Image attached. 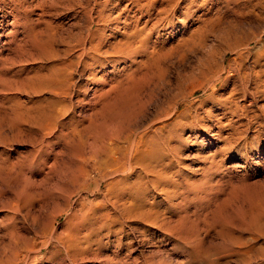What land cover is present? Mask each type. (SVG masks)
<instances>
[{
	"label": "rangeland",
	"instance_id": "1",
	"mask_svg": "<svg viewBox=\"0 0 264 264\" xmlns=\"http://www.w3.org/2000/svg\"><path fill=\"white\" fill-rule=\"evenodd\" d=\"M176 1L174 15L177 20L187 15V23L183 26L179 21L163 52L145 60L156 62L138 74L128 75L119 84H89L85 97L82 92L73 96L59 94L62 81L68 77L73 88L75 83L85 86L90 74L77 64L75 69L64 72L62 63L71 59L78 63L80 52L74 42L78 53L73 55L75 58L66 59L67 46L60 38L81 32L86 35L89 18L95 21L93 31L103 28L106 16L107 39L101 47L103 54L111 53L125 32L127 13L130 17L138 15L137 9H132L128 0H4L5 10L17 3L19 18L14 22L8 14L0 30V264H264V96L239 94L244 80L232 71L233 53L225 57L226 72L211 89L203 87L208 77L200 75L185 81L182 89L195 93L180 106L179 111L184 114L156 126L159 129L176 123L168 128L170 132L164 130L166 137L159 134L165 138L164 146H169H163L158 169L166 168L164 173L171 174L175 183L169 190L177 192V196L167 197L157 191L155 198L138 203L142 212L152 217L160 212V219L169 218V213L164 214L168 210L173 220L176 215L185 217L193 225L192 237L187 242L167 241L127 227L123 234L126 246L120 254H116L112 244L103 250L102 259L88 263L79 255L74 258L64 247L69 237H77L79 243L95 223L109 220L106 215L111 212L110 202L120 189L110 181L100 184L104 177L95 171L96 160L92 156L104 143L110 145L112 141L126 149L124 136L129 125L140 138L145 132L143 125L156 109L152 104L140 116L143 100L151 91L160 97V92L166 90L179 99L178 80L206 61L215 36L227 29L240 9L263 19L253 24L259 38L247 54L248 80L244 85L249 84L246 86L251 89V80L260 71L264 75V0ZM1 7L0 1V25L5 16L1 15ZM212 61L218 62L220 57ZM56 71L61 73L56 75ZM44 77L48 79L43 81ZM97 77L101 78L102 73H97ZM103 92H109L108 96H101ZM212 95L217 101L233 95L238 106L245 105L252 118L250 129L245 130L234 116L219 115L215 102H208ZM84 98L91 105L84 104ZM42 110L44 119L35 121L37 112ZM207 110L212 111V117H204ZM191 121L193 125L187 128ZM218 125L222 126L221 137ZM246 136L260 144L249 155L248 163L242 154L228 153L230 147L242 146ZM179 153L180 164L168 165L179 160ZM211 162L216 168H210ZM139 176L137 169L126 179L131 183L152 179ZM53 232L58 235L54 237ZM102 234L103 242H108L106 232ZM43 246L45 249L38 252Z\"/></svg>",
	"mask_w": 264,
	"mask_h": 264
},
{
	"label": "bare ground",
	"instance_id": "2",
	"mask_svg": "<svg viewBox=\"0 0 264 264\" xmlns=\"http://www.w3.org/2000/svg\"><path fill=\"white\" fill-rule=\"evenodd\" d=\"M0 1L2 2L1 15L3 16L5 15L0 25L1 26L0 30H2L7 15L8 14L11 15L15 19L14 22L15 21L17 22L19 18L18 17L19 13L17 11L16 2H13V4L10 7V10H5L7 6H4L5 4L3 3L6 2H4V0H0ZM128 1L130 3V6H132V9L133 8L137 9L136 11H138L139 13L138 15L131 17L127 13V18L125 21L126 24L124 26L125 32H123L124 34L122 36V39L120 41L118 40V43H116L113 46L112 48L113 51H111V53L105 51L104 52L105 54H103L102 52L103 50L101 47L102 42L106 38V34H107L106 33V29L108 27L107 21L109 22V20H107L109 18L106 19L105 18L106 16L104 17L105 19L104 23H102L103 28L100 27L98 30L93 31L95 27V21L94 18H89L86 35H82L81 32V35H77V36L73 35L65 39L60 38V41L64 43L65 46H67V48L64 51V56L66 57V59L72 58L73 55L75 56V52L77 50L73 46L74 42H76V47L78 51L81 53V54L79 53L80 55L78 54V57H76L79 59L78 63L71 62L72 59L69 61L65 60L66 63L61 62L62 65L60 67H64L63 68L64 72H67V68L70 71L72 69H75L77 64V65H81L83 70L85 72H90V74L88 80L86 79L87 83L85 86L84 85L76 86L75 83L73 88L71 86L72 80H70V78L68 77L69 74L67 76L65 75L66 77H68V79L62 81L63 86L60 85L63 87L62 93H60L57 90L59 94L61 95L67 94L69 96L70 95L73 96L76 93L82 92L86 97L89 84L99 83L102 86L108 84L111 86V84L113 83L119 84L122 80L126 79L128 75L131 76V74L140 73L144 68L146 67L148 68L150 64L156 62V61H145V60L151 57L153 58L155 56H158L160 53L163 52L162 50L164 48V45L167 42H169L173 37L172 31L175 29L176 24L179 21L182 23L183 26L187 23L186 22L187 15L184 16L183 19L181 18L180 20H177L176 16L174 15V12L178 7V1L176 0H163V1L128 0ZM101 6L102 5L98 6L99 9H101ZM257 19L259 18L255 17V15H252L250 11L246 12L240 9L237 13V17L230 23L227 29L224 32L220 33L219 35L215 36L214 39L215 44L213 45L210 53L205 57L206 61L202 60L193 72L185 75L184 77L178 80L177 90L181 94L179 99L176 97L175 93L166 90L164 93L160 92V94L162 95L160 97H163L164 99H160V97L157 94L151 91L147 95L148 97H146L145 100H143L142 103H144V105L142 107L140 116L142 115L144 116V114L149 110V107L152 104H155L156 109L154 110L155 112L150 116V119L143 125L144 128L142 129L145 132H143L144 134L140 138H139L140 134L139 133L137 134L138 131L136 133L133 132V130L131 129V125H129L126 129L127 133L124 136L125 141L128 143L126 149H123L120 146H116L115 144H117L118 141L116 142L112 141L110 145H106V143H104L103 147L101 146V149H99V151L92 156L94 160H96L95 171L101 172L104 177L99 180L100 184L103 182L110 181L112 185H117L120 187V189L116 190L118 191L117 195L115 196L114 200L110 202L111 212L109 213V216L106 215V217H108L109 220L105 222L95 223L94 228L92 227L90 234H87L84 237V239L79 243L76 242L77 237L74 239H72V236L69 237L65 241V243H67L68 245L67 244H66L67 246L64 245V247H66L67 249L66 252L71 253V256H74V258L76 255L77 256L79 255V257H82L83 261H86L87 263L96 262L102 259L100 258L101 253L105 249H110L112 247V244L114 245L116 254H120L119 251L122 250L124 246H126L124 245L123 234L125 233V228L127 227L132 231L140 230L143 233H148V236H150V238L155 235H158L159 238L167 241L181 240L187 242L189 237L190 238L192 237L191 234H192L193 225L185 217H180L176 215L175 216L176 219L173 220L174 219L173 214L172 212H169V210L164 213L165 215L169 213L168 215L169 218L167 217L165 219L164 217H162L160 219L161 217L160 212H157L156 216L152 217L151 215H149L148 212H142V209L138 204L140 203L139 201H141V203L143 204L144 201L146 202V200L151 196L155 198L157 191H159L158 192L159 195L164 194L167 195V197L177 196V192H171L169 190L170 185L173 186L175 183L172 181L171 174L164 173L166 168L164 169V171L163 170L160 171L158 169L159 164L162 163L160 161L159 156L161 155L164 149L163 146L166 143L165 138L162 137L166 135V134L164 135V130H167L171 126L172 127L175 126L176 123L175 121L171 122L167 126H164L159 129L156 126L157 124H160L163 121H167L168 119L172 118L175 115L177 116L175 118H178L179 116L184 114V112L179 111L180 106L183 103L187 102L195 93V91L186 92L184 89H182L185 81L194 80L196 79V76L201 75L204 77H208L207 82L203 86L204 88L207 87L208 89H211L212 87H214L216 83L222 79L223 75L226 72V68L224 66L225 57L229 53H233L235 55V59H234L235 68L232 71L238 76H241L242 80L244 81L248 80L247 79L248 74L245 72L246 70L245 64H246V58L248 56L247 54L250 53L251 45L255 44L259 38L255 33L256 30L255 27L253 26V24L257 22ZM259 20L263 21V19H259ZM100 26H101V22H100ZM116 29L118 28L116 27ZM117 32L121 33V31H117ZM117 32L114 34H117ZM95 40H99V41L95 42ZM218 56L220 57V61L218 62L212 61V59L217 58ZM255 65L258 64L255 63ZM60 67L58 70H60ZM60 71L59 73H57L58 71H56V75L60 74L63 70L61 72ZM260 72L257 75L255 74L256 76L254 77V79L251 80L252 84L254 85L253 88L250 89L249 87H247L249 84L248 85L246 84L247 85L246 86L244 85V81H242L243 84L242 87L239 89V94H241L243 97H249L254 95L264 96V75H262ZM73 73L75 72L73 71ZM97 73H102V77L98 78ZM45 79L47 80L48 77H44L43 81ZM56 86L59 87V84ZM102 89L103 88H101V90ZM54 90L56 89H53V91ZM108 93L109 92H103L101 96L106 97L108 96ZM228 99L217 101L215 99V96L212 95L208 99V102L209 103L215 102L217 111L219 112V115H221L222 117H226V116L228 117V115L236 117L237 118L236 121L238 120V123L242 125L245 130L248 131V129H250L249 127L251 125L250 123L252 118L251 117H250L251 119L249 118L250 114L248 115L249 112L247 107L245 105L244 107L243 105L238 106V103L235 101L233 95L231 98ZM84 101L85 98L83 99V102ZM84 104L91 105L90 102H84ZM211 113H212L211 110H207L206 113H204L205 114L204 117L205 116L212 117ZM44 116L45 115L43 113V110L38 111L37 116L35 117V121L36 119H41L42 117L44 119ZM196 120H200V118L197 117ZM47 121L50 120H48L47 118ZM193 122L191 121V124H188L187 128H191ZM221 127H222L221 125L220 126L218 125V130H219L218 135L220 137H221L220 130L222 129ZM40 129L41 131H43L42 128ZM168 131L170 132L169 129ZM160 133L162 136L159 135ZM168 135L169 134H167V136ZM241 139L242 137L240 138V140ZM180 140L183 141V138H179V141ZM167 145L168 144H166L165 146ZM259 145L260 144L258 141H249V136H246L242 146H238L235 148L230 147L228 153L234 151L237 152L238 154H242V156L247 157L246 162L248 163L250 160L249 155H251V153H253L254 151L258 150V148H260ZM173 152L174 151L172 150V153ZM165 154L167 155L169 153H165ZM180 155H181L180 153L178 154V156L176 155L177 156L176 158H178L179 160L177 161L173 160L174 162L170 161V163L167 164L172 165L173 167L180 164ZM104 157L105 160L103 161L102 159ZM215 165L216 164L214 162H211L210 168L211 169L216 168ZM173 167L171 169H173ZM239 167L243 168L242 165ZM137 169L140 170L139 178L143 179V177H152V179L146 181L145 183L142 180L141 181L138 180L134 183H131L126 178L131 176ZM205 170L207 169H204V171ZM116 176H118L119 179H116ZM184 184L187 185L186 182ZM125 198L128 201H124ZM172 211L176 212L174 209ZM102 232H106L104 236H107L108 242H103V238H101L103 235ZM52 235L56 237V235L58 234L55 235V232H53ZM110 236H114L115 238L112 240ZM61 243L64 244L63 241H61ZM43 249H45L44 246L41 247V249L38 252H40ZM115 257L116 256L113 255V258ZM162 263H164V261L160 262V264Z\"/></svg>",
	"mask_w": 264,
	"mask_h": 264
}]
</instances>
